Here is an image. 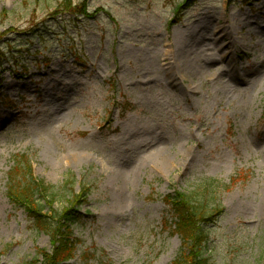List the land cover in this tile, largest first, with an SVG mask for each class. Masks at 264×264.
<instances>
[{
	"label": "rangeland",
	"instance_id": "374dc122",
	"mask_svg": "<svg viewBox=\"0 0 264 264\" xmlns=\"http://www.w3.org/2000/svg\"><path fill=\"white\" fill-rule=\"evenodd\" d=\"M182 1L0 0V264L55 251L16 156L55 229L74 207L70 264H173L176 193L211 215L207 264H264V0Z\"/></svg>",
	"mask_w": 264,
	"mask_h": 264
},
{
	"label": "trees",
	"instance_id": "16d2710c",
	"mask_svg": "<svg viewBox=\"0 0 264 264\" xmlns=\"http://www.w3.org/2000/svg\"><path fill=\"white\" fill-rule=\"evenodd\" d=\"M189 2L183 0L174 7L175 10ZM14 167L9 172L8 197L19 209H25L30 219L36 223L41 231L52 235L55 251L50 264H70L73 258L74 247L71 242L70 225L78 220L74 207L67 209L62 215L55 213L52 220L59 223L56 229L51 218L43 216V212L56 201L53 189L38 182L32 174L30 161L26 156H16L13 159ZM47 194L48 201L43 203L41 195ZM46 200V198H43ZM165 203L174 216V232L183 242L181 256L173 264H207L202 245H204L205 232L201 226L208 220V213L203 205L197 204L185 194L176 193L165 197ZM49 204V206H47ZM52 210V207H49ZM69 226V227H68ZM60 227V229H59ZM57 229L59 232L57 233Z\"/></svg>",
	"mask_w": 264,
	"mask_h": 264
},
{
	"label": "bare ground",
	"instance_id": "6f19581e",
	"mask_svg": "<svg viewBox=\"0 0 264 264\" xmlns=\"http://www.w3.org/2000/svg\"><path fill=\"white\" fill-rule=\"evenodd\" d=\"M161 160L163 161V165L166 169L170 167L171 163L167 156H162Z\"/></svg>",
	"mask_w": 264,
	"mask_h": 264
}]
</instances>
